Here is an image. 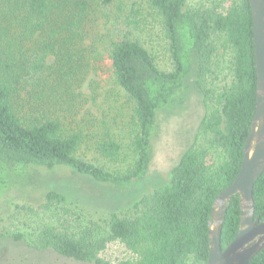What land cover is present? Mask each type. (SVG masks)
I'll use <instances>...</instances> for the list:
<instances>
[{
	"label": "trees",
	"instance_id": "obj_1",
	"mask_svg": "<svg viewBox=\"0 0 264 264\" xmlns=\"http://www.w3.org/2000/svg\"><path fill=\"white\" fill-rule=\"evenodd\" d=\"M145 1L160 20L168 69L158 66L139 35L142 3H131L127 13L119 7L118 37L102 58L87 41L114 0H0V200L15 204L4 224L0 219V264L24 263L7 256L6 242L82 264H207L215 199L241 169L256 112L251 6L249 0ZM101 61L133 105L128 149L137 158L124 174L81 158L77 153L89 135L61 119L64 107L76 101L79 75L88 65L97 70ZM192 105L202 112L169 181L131 207L87 215L68 202L64 187L48 180L66 167L129 189L149 172L162 122ZM95 149L108 160L124 151L115 139H101ZM17 197L33 204L17 203ZM254 205L255 217L263 219L264 173L254 187ZM240 216L237 193L224 220L223 250L234 240ZM114 242L128 257L103 258ZM249 264H264V249Z\"/></svg>",
	"mask_w": 264,
	"mask_h": 264
},
{
	"label": "rangeland",
	"instance_id": "obj_2",
	"mask_svg": "<svg viewBox=\"0 0 264 264\" xmlns=\"http://www.w3.org/2000/svg\"><path fill=\"white\" fill-rule=\"evenodd\" d=\"M133 2L142 3L145 10L139 27L140 37L154 53L158 66L162 69L170 68L169 53L166 50L160 20L148 8L145 0H114V4L105 11L107 15L98 21L95 33L87 41V47L97 49L101 57L106 58L110 44L118 37L116 25L121 13L119 7L122 8V13H127ZM51 61L52 58L49 59V62ZM74 92L77 95L75 103L71 107L65 106L60 114L70 130H79L80 127L83 133L89 135V144L83 145L77 154L112 172L124 174L137 158V155L128 149L133 105L116 83L108 63L101 61L97 70L88 65L75 82ZM194 108L192 105L187 112L172 115L162 122L160 134L153 141L154 158L149 172L142 181L133 184L129 189L123 191L80 177L66 167L56 169L55 173L49 174L47 178L54 181L55 185L64 187L68 202L87 215L93 213L95 217H100L106 216L110 211L125 210L142 195L169 181L170 171L178 162L184 148L191 142L196 118L202 112ZM101 139H115L120 142L124 147L122 156L116 160L102 158L95 149V143ZM39 177L42 178L43 174ZM26 201L28 200L18 197L15 200L20 204L27 203ZM4 203L6 202L0 200L2 224L6 222L2 218H6L7 214L15 209L14 203ZM14 223L18 225L20 222ZM3 246L7 256L23 260V264H82L62 258L50 250L34 251L12 242H6ZM126 257L128 252L119 242L111 243L103 254L105 260L112 262Z\"/></svg>",
	"mask_w": 264,
	"mask_h": 264
},
{
	"label": "water",
	"instance_id": "obj_3",
	"mask_svg": "<svg viewBox=\"0 0 264 264\" xmlns=\"http://www.w3.org/2000/svg\"><path fill=\"white\" fill-rule=\"evenodd\" d=\"M257 69L256 112L236 179L215 199L209 220L207 264H249L264 249V218L255 217L254 187L264 173V0H249ZM240 195L241 216L234 240L223 250L221 236L229 204Z\"/></svg>",
	"mask_w": 264,
	"mask_h": 264
}]
</instances>
